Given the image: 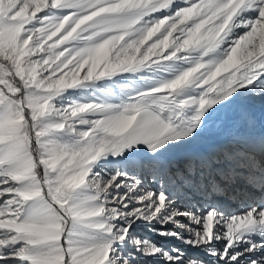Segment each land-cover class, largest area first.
I'll return each mask as SVG.
<instances>
[{"label": "snow or ice", "instance_id": "obj_1", "mask_svg": "<svg viewBox=\"0 0 264 264\" xmlns=\"http://www.w3.org/2000/svg\"><path fill=\"white\" fill-rule=\"evenodd\" d=\"M0 264H264V0H0Z\"/></svg>", "mask_w": 264, "mask_h": 264}, {"label": "rangeland", "instance_id": "obj_2", "mask_svg": "<svg viewBox=\"0 0 264 264\" xmlns=\"http://www.w3.org/2000/svg\"><path fill=\"white\" fill-rule=\"evenodd\" d=\"M141 231L144 236L150 237L152 240L160 241L162 243L177 244V245L179 244L178 241H172L168 238L158 236L155 233L148 231L147 229H141Z\"/></svg>", "mask_w": 264, "mask_h": 264}]
</instances>
